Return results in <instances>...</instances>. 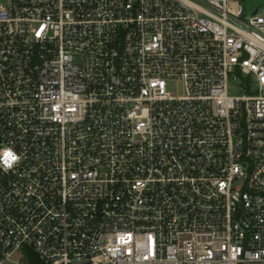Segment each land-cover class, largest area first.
I'll list each match as a JSON object with an SVG mask.
<instances>
[{
	"label": "built area",
	"instance_id": "2783aa9c",
	"mask_svg": "<svg viewBox=\"0 0 264 264\" xmlns=\"http://www.w3.org/2000/svg\"><path fill=\"white\" fill-rule=\"evenodd\" d=\"M24 247L264 264V0H0V264Z\"/></svg>",
	"mask_w": 264,
	"mask_h": 264
},
{
	"label": "trees",
	"instance_id": "16d2710c",
	"mask_svg": "<svg viewBox=\"0 0 264 264\" xmlns=\"http://www.w3.org/2000/svg\"><path fill=\"white\" fill-rule=\"evenodd\" d=\"M18 257L21 264H45L34 251L26 247L21 249Z\"/></svg>",
	"mask_w": 264,
	"mask_h": 264
},
{
	"label": "rangeland",
	"instance_id": "374dc122",
	"mask_svg": "<svg viewBox=\"0 0 264 264\" xmlns=\"http://www.w3.org/2000/svg\"><path fill=\"white\" fill-rule=\"evenodd\" d=\"M257 5H258V2L248 3V13L251 14L252 11L257 7ZM230 94L231 95H238L239 94V91L238 90H231L230 91ZM15 260L19 262V257H16ZM7 264H14V263H7Z\"/></svg>",
	"mask_w": 264,
	"mask_h": 264
},
{
	"label": "snow or ice",
	"instance_id": "6c2138e0",
	"mask_svg": "<svg viewBox=\"0 0 264 264\" xmlns=\"http://www.w3.org/2000/svg\"><path fill=\"white\" fill-rule=\"evenodd\" d=\"M14 158V157H13Z\"/></svg>",
	"mask_w": 264,
	"mask_h": 264
}]
</instances>
